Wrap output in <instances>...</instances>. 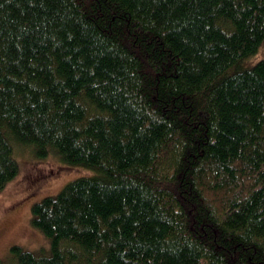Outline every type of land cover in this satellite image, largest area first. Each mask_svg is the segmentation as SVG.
Segmentation results:
<instances>
[{"label":"trees","instance_id":"16d2710c","mask_svg":"<svg viewBox=\"0 0 264 264\" xmlns=\"http://www.w3.org/2000/svg\"><path fill=\"white\" fill-rule=\"evenodd\" d=\"M264 0H0V191L14 151L92 172L0 264H264Z\"/></svg>","mask_w":264,"mask_h":264},{"label":"rangeland","instance_id":"374dc122","mask_svg":"<svg viewBox=\"0 0 264 264\" xmlns=\"http://www.w3.org/2000/svg\"><path fill=\"white\" fill-rule=\"evenodd\" d=\"M264 58V39L243 61L250 67ZM18 174L0 191V259L17 245L37 255L49 254V240L30 224V209L43 197L53 196L69 181L91 171L63 164L56 155L36 158L29 151H14Z\"/></svg>","mask_w":264,"mask_h":264}]
</instances>
